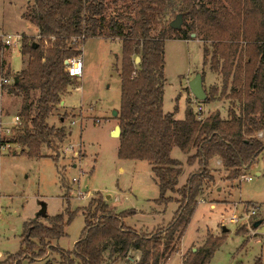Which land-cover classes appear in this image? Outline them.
Segmentation results:
<instances>
[{"label":"rangeland","instance_id":"374dc122","mask_svg":"<svg viewBox=\"0 0 264 264\" xmlns=\"http://www.w3.org/2000/svg\"><path fill=\"white\" fill-rule=\"evenodd\" d=\"M139 1L157 9L152 25L153 35L167 29L176 15L182 16L181 27L172 29L169 26L171 30L167 35L170 38L164 42L163 111L173 112L176 107L175 117L182 119L187 106L195 113V107L200 103L203 111L198 117L201 119L210 114H218L225 119L231 106L237 112L238 104L233 102L229 85L232 83L240 87L237 85L239 79L227 84L209 64L218 42L239 44L237 59L238 56L244 57L243 51H240L244 41L236 35L240 21L231 11L229 3L226 0H106V19L119 14L133 17L141 7ZM32 3L33 0H0V39L2 34L19 32L28 43L39 41L36 25L22 17ZM184 5L187 10L181 14L185 11L181 10ZM200 5L210 9L223 5L227 13L234 16L223 20L228 34L223 29L206 27L200 31L188 26L198 22L197 15L189 11ZM82 41L79 49L84 62L83 75L79 79H71L72 83L66 86L60 95V102L47 118L49 125L64 128L66 138L54 142L52 148L42 147V157L22 151L25 146L17 141V136L29 123H24L19 115L22 96L9 88L13 85L14 76L26 68L28 55L21 54V47L3 49L2 57L10 70L9 75L1 73L0 78L13 80L0 89V142L9 141L11 144L6 149H0V260L6 254L19 251L21 234L28 224L36 221L48 226L49 219L56 214H63L64 220L68 213L75 216L64 227V234L50 240V243L67 251L72 250L85 226L84 218L92 211L88 207L92 198L103 201L107 206L104 210L112 213L132 209L123 218L124 225L147 235L166 226L177 209L174 204L179 205L177 201L181 197L177 193L167 192L165 197H171V201L166 204L156 201L160 190L147 161L120 159L117 156L119 140L110 132L118 125L122 39L95 36ZM136 56H132L133 65L138 67L140 61H135ZM196 74H201L202 87L210 97L208 103L196 100L189 90V81ZM237 75L242 77V73ZM37 96L38 91H31V99ZM114 110L117 113L115 117L112 115ZM14 115L21 119V125L17 127L11 122ZM5 127L10 128L9 133ZM263 134V130L257 132L259 137ZM68 145L73 146L72 151L66 150ZM170 155L182 163L183 171L176 186L182 187L189 175L199 170L198 163L188 164L187 157L177 147L171 150ZM207 170L213 180L198 189L196 207L182 239L175 235L169 242L174 250L159 264H182L185 258L196 260L190 252L214 239L218 243L205 264H254L257 259L264 264V234L258 233L252 225L258 219L264 222V152L236 178H228L233 173L216 154L209 159ZM245 176L251 179L247 180ZM41 202L47 204L45 218L36 215L41 209ZM233 213L236 219L230 222ZM132 216L135 218L125 221ZM32 240L37 244V239ZM109 248L110 244L104 252L103 264H131L117 253L111 255ZM39 249L41 247L37 244L32 252ZM45 250L42 256L25 258L21 264H63L58 252L48 247ZM135 255L137 261L140 251L131 250L128 253L130 260Z\"/></svg>","mask_w":264,"mask_h":264},{"label":"trees","instance_id":"16d2710c","mask_svg":"<svg viewBox=\"0 0 264 264\" xmlns=\"http://www.w3.org/2000/svg\"><path fill=\"white\" fill-rule=\"evenodd\" d=\"M226 1L240 21L236 35L244 41L240 49L244 57L238 56L237 59L239 44L218 42L209 64L227 84L239 79L237 85L240 87L229 85L238 111L231 106L225 119L218 114L201 119L198 117L200 114L193 113L187 106L184 118L179 119L175 117L176 107L173 112L162 109L164 42L170 38L167 34L171 29L168 26L160 33L152 34L156 7L139 1L141 7L133 17L119 14L106 19V0H33L22 17L36 25L39 41L28 43L23 37L20 52L28 55V61L26 68L14 76L13 85L9 87L22 96L19 115L24 123H29L17 136V141L25 146L22 151L42 157V147L52 148L54 142L66 138L64 128L49 125L47 118L60 102L66 86L72 83L65 71L64 60L80 54L79 45L84 42L81 39L76 43L72 39L80 36L83 40L95 36L120 38L122 63L117 120L121 133L117 156L149 163L160 190L156 201L165 204L171 201V197H165L167 192L177 193L181 199L177 201L179 205L166 226L147 235L124 225L123 218L132 209L112 213L104 210L107 206L103 201L92 198L88 203L92 211L84 218L85 226L72 250L50 243V240L64 234V227L75 216L68 213L64 220L63 214H56L49 219L48 226L36 221L28 224L21 234L19 251L6 254L0 264H21L25 258L42 256L46 247L58 252L63 264H103L108 244L111 255L117 253L131 264H159L174 250L169 242L175 235L180 240L185 232L196 207L198 189L213 180L207 170L209 159L214 154L218 155L222 164L231 169L233 175H228L230 179L238 177L264 152V134L263 137L257 135L258 131H264V0ZM181 10H185L181 12L185 14L186 6ZM189 12L197 15L198 22L188 26L200 31L211 27L227 33L223 20L234 17L223 5L217 9L200 5ZM4 48L8 47L0 42V74L9 75L10 68L2 57ZM204 54H207L205 49ZM134 55L140 57L138 67L133 65ZM236 73H242V77ZM31 91H38L36 99L30 98ZM201 102H210V97L206 95ZM175 147L187 155L188 164L196 162L199 166V170L191 173L185 184L178 188L181 163L170 155ZM192 150L194 153L190 154ZM60 183L64 188L61 178ZM32 239H37L41 247L36 254L32 250L37 244ZM216 242L217 239L208 241L200 249L190 252L196 260L185 258L182 264H205L216 248ZM131 250L140 251L137 261L136 255L129 259ZM254 264H261L260 259Z\"/></svg>","mask_w":264,"mask_h":264},{"label":"built area","instance_id":"2783aa9c","mask_svg":"<svg viewBox=\"0 0 264 264\" xmlns=\"http://www.w3.org/2000/svg\"><path fill=\"white\" fill-rule=\"evenodd\" d=\"M83 39V36L80 37H75L73 38V42H78ZM1 43L4 46L7 47H21L22 41H23V35L22 33H8V34H2L1 35ZM80 49H81V43L79 45ZM64 61H66V63L64 62L65 65V71L67 73V76L70 79H79L80 77H82L83 75V70H84V62H83V57H82V53L80 54H76L73 55L69 58H66ZM13 79H8L7 77H1L0 78V89L1 86L4 84H8L12 81ZM197 100V99H196ZM203 111V107L200 103H198L195 107V113L197 114H201V112ZM13 125L15 127L21 125V119L19 118L18 115H14L12 116V121ZM2 122H0L1 124ZM6 132H10V128L9 127H5ZM10 142L7 141L5 143H1L0 142V149H6L10 146ZM73 146L72 145H68L66 150L67 151H72ZM245 178L247 180H250L251 177L250 176H245ZM254 213V210L251 211V214ZM236 219V215L233 213L232 216L229 218L230 222H234Z\"/></svg>","mask_w":264,"mask_h":264},{"label":"water","instance_id":"95a60500","mask_svg":"<svg viewBox=\"0 0 264 264\" xmlns=\"http://www.w3.org/2000/svg\"><path fill=\"white\" fill-rule=\"evenodd\" d=\"M182 25V16L180 14L176 15V17L170 21L169 26L172 29H179ZM35 47L36 45L33 44ZM135 61H140V57L136 56ZM66 63V61H64ZM189 90L192 93V95L197 99L198 101H203L206 97V93L202 87V77L201 74H196L190 81H189ZM112 115L115 117L117 115L116 111L114 110L112 112ZM121 133V129L119 125H115L114 129L110 132L111 135H114L115 137H119ZM37 216H41L43 218L47 217L46 212V204L44 202H41V209L36 214ZM253 227L256 228L258 233L264 234V222L261 219H258L253 222Z\"/></svg>","mask_w":264,"mask_h":264},{"label":"crops","instance_id":"0c3cea01","mask_svg":"<svg viewBox=\"0 0 264 264\" xmlns=\"http://www.w3.org/2000/svg\"><path fill=\"white\" fill-rule=\"evenodd\" d=\"M37 29V28H36ZM186 157H187V155L186 154H184ZM218 158H219V156H218ZM215 160H217V158L215 157ZM221 160V159H220ZM180 162V161H179ZM217 162V161H216ZM219 164V163H218ZM181 170L183 171V169H182V163H181ZM182 171H181V174H182ZM181 174H180V176H181ZM179 176V177H180ZM179 177H178V184H179ZM109 196H106V198H108ZM175 203V202H174ZM175 205V209L178 207V206H176V204H174ZM165 207V206H164ZM163 207V208H164ZM46 209H47V204H46ZM175 211V210H174ZM194 212V211H193ZM193 214V213H192ZM173 216V215H172ZM133 218H135V217H128V218H126L125 219V221H127V222H129L130 220H132ZM183 235H184V233H183ZM183 235L181 236V238H180V240L182 239V237H183Z\"/></svg>","mask_w":264,"mask_h":264}]
</instances>
